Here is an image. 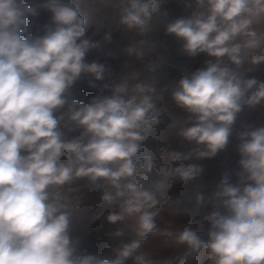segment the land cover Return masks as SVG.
I'll list each match as a JSON object with an SVG mask.
<instances>
[{
  "label": "clouds",
  "instance_id": "9594fccd",
  "mask_svg": "<svg viewBox=\"0 0 264 264\" xmlns=\"http://www.w3.org/2000/svg\"><path fill=\"white\" fill-rule=\"evenodd\" d=\"M81 4L0 0V264H125L129 258L143 264L136 253L157 229L152 209L166 198L169 177L161 174L150 182L156 162L150 155L138 157L148 131L160 123L154 114L155 85L136 83L130 89L122 78L111 95L88 104L70 98L82 74L100 81L106 71L103 64L85 60L100 41L85 37L88 19ZM160 5L161 0H125L119 23L146 32ZM193 5L198 10L168 23L166 32L184 41L189 56L204 53L214 59L172 90L176 107L191 122L178 136L197 147L189 153L163 151L171 161L214 157L229 143L243 108L264 101V82L245 79L239 71L246 60L264 63V33L258 30L264 25V0H193ZM37 7L51 13V23L34 36L28 17L38 14ZM103 39L110 41V32ZM135 51L126 50L128 55ZM71 126L82 131L65 139L62 128ZM238 138L243 186L222 177L214 193L217 210L200 218L209 225L208 240L191 228L176 237L192 253L206 250L212 264H264V127L240 132ZM173 170L182 186L203 169L188 164ZM80 178L103 181L99 199L104 205L120 202L122 211L106 212L103 221L139 214L137 239L113 259L79 253L70 236L73 212L85 203L65 186ZM195 199L198 206L204 203L202 194Z\"/></svg>",
  "mask_w": 264,
  "mask_h": 264
},
{
  "label": "crops",
  "instance_id": "0c3cea01",
  "mask_svg": "<svg viewBox=\"0 0 264 264\" xmlns=\"http://www.w3.org/2000/svg\"><path fill=\"white\" fill-rule=\"evenodd\" d=\"M30 2L33 6L40 4V1L37 2V0H30ZM121 2L125 1L82 0V15L89 18L91 17L88 24L89 28L85 31V37L99 39L100 46L98 49L104 48V50L100 53L101 58H99V61L97 62L105 66L106 71L104 73V79L97 81L94 77L87 74H83L79 78L85 86H88L91 89L90 92H92L94 97L111 95L114 86L119 83L122 78L125 79L129 75L130 71L127 67H125V62L133 58V56H126L124 52L121 51V47L130 43L129 46H133V48L137 49L136 44L139 42L137 39H130V36L127 35L128 33L131 35L133 31L139 29L128 30L119 23L121 8L123 7V3L121 4ZM109 4L112 6L110 7ZM197 10L198 9H196L193 5V0H170L159 8L157 14L153 15L148 31L154 34V37L161 46L172 47L180 39L174 34H168L166 32L167 24L178 18L188 17L193 11ZM106 12L112 16L109 23L107 21L105 22V20H100L101 17L105 16ZM48 16H51V13L48 14ZM101 24H105L106 26L103 25L102 27ZM260 28L261 26L258 30L261 33H264V29L260 30ZM106 32H110V41L103 39ZM139 32L142 31L139 30ZM147 43L148 42L145 40L144 44L147 45ZM201 54L203 58L205 57L208 60L206 54ZM250 67H253V65L246 60L239 71L241 72L242 69ZM111 71H114L115 75L110 76L109 73ZM250 78L258 80L259 76L249 74L246 79ZM180 79L181 78H177L176 82L170 85L169 89L166 91L160 87V92L172 97V90L176 87ZM166 82L167 81H165L164 84ZM105 85H107V87H105ZM263 105L264 101L255 107L245 106L243 108V110L238 114L236 122L233 125V131L229 138V143L225 149L219 151L217 155L211 158L202 159H197L193 156L191 159L181 161H171L168 156L161 155L163 151H179L181 153H189L197 147L194 142H185L178 136L179 131L182 128L187 127L188 124L185 122L184 115L180 111L172 110L168 116L160 118V123L155 126L156 130L162 129V134H156L155 137L152 139L149 138V141H147L150 143L149 145L152 146L151 151L147 155H150L156 162L155 168L150 174L148 180L150 182L160 180L162 179L161 174L168 176L170 187L165 191L164 194L166 195L170 188L183 187L184 185L180 186L178 179L173 178L174 168L186 166L188 164L198 165L203 169L202 172L194 179L189 180L187 186L185 187L188 193L186 195H181V197H176L175 200L178 202V207L186 210L188 219L189 217H191V219H193V217L195 218L198 208L201 207L211 209L212 212L217 210L218 201L214 199V193L218 191V185L220 184L222 177L227 176L229 183L233 184L229 173L230 163L235 164L241 170L239 164L241 156L238 151V146L241 141L238 138V133L245 130L264 127V108L261 107ZM143 156L144 155L142 153H138V157ZM148 180L143 181L146 186H150V184H147ZM197 194H202L204 197V203L200 206L196 204L195 198ZM172 199H174V197ZM219 210L222 212L224 211L223 208H219ZM201 238L206 240L202 235ZM185 254L189 257L193 255L194 261H197L199 264H212L208 258L206 250H202L199 253L188 252L184 253V255Z\"/></svg>",
  "mask_w": 264,
  "mask_h": 264
},
{
  "label": "rangeland",
  "instance_id": "374dc122",
  "mask_svg": "<svg viewBox=\"0 0 264 264\" xmlns=\"http://www.w3.org/2000/svg\"><path fill=\"white\" fill-rule=\"evenodd\" d=\"M38 1H40V4L45 2V0L44 2L43 0H37V2ZM169 1L170 0L165 1L160 5V7ZM25 2L32 5L30 0H25ZM122 3L124 5V2H121V4ZM40 4L36 6H39ZM109 6L111 7L112 5L109 4ZM37 11L38 14L36 16L28 17L29 31L34 36L42 35L44 26L51 23V16H48V14H50L49 11L39 7H37ZM87 19L89 24L91 17H87ZM111 19V14L106 12L105 16L101 17L100 20H105V22L107 21L109 23ZM88 24L85 31L89 28ZM101 25L102 27L103 25L106 26L105 24ZM262 29H264L263 25L261 26L260 30ZM127 35L130 36V39H137V41H139L138 43L136 42L137 49L134 48L136 51L132 55H128L126 52L127 48L131 47L129 46L130 43L121 47V51L124 52L126 56H133V58L143 55L144 52L146 53L149 51L150 37L153 38L154 41L157 42L158 46L162 49H170L173 47L161 46L154 37V34L149 31L139 32V30H136L133 31L131 35L130 33ZM145 40L148 42L147 45L144 44ZM102 50H104V48L90 50L86 54V62H98L99 58H101L100 53ZM202 58L203 57L201 53L192 56L194 63L206 64L207 59L205 57L203 59ZM241 73H243L245 79L249 74H255L256 76H259L257 81L264 82V63L242 69ZM176 80L177 78H175L173 82L167 80V82L160 87L166 91L169 89L170 85L176 82ZM166 85L167 87L164 88ZM160 87L157 88L154 97L156 105L160 104V100L162 98L166 101L172 102V97L161 93ZM90 90L91 89L88 86H85L82 81L78 79L70 89V98L81 101L84 104H88L92 98H94ZM261 107L264 108V105ZM61 111H66V109ZM170 113L171 111H169L164 116L158 117L163 118L168 116ZM59 114L60 113H57V115ZM155 130L156 127L148 131L147 138L144 140L146 150H139V152L143 155L149 154L152 148V146L149 145L150 143L147 142L149 141L148 139H152L156 136V134H162V129ZM62 131L64 132L65 139H72L80 135L82 129L71 126V130H69V128H62ZM229 173L231 175V180L235 185V179L232 175V172L230 171V165ZM188 182L189 181L184 183L183 187L170 188L167 191L166 198L162 200L158 207L152 209V211L157 213V229L144 238L142 248L138 253H136V255L141 256L143 264H199L197 261H194L193 255L190 257L187 256V254L184 255V253H192V251L186 245L178 243L176 237L185 228H191L200 232V235H202L198 224H201L203 227L204 224L200 218L205 213L208 212L210 214L212 211L211 209L201 207L198 208L195 218L193 217V219H191V217H189L188 219L186 210L178 207V202H176L175 199L178 196L181 197V195H186L188 193L187 189H185ZM105 187H107V185H105ZM65 188L69 195L74 198H78L80 202L85 203L82 208L73 212L72 222L70 225V236L76 241L77 251L79 253L113 259L115 258L117 250H119L123 245L130 244L137 239L135 231L138 228L139 214L126 215L124 221L117 223L105 222L103 221V218H101L106 212L122 211L120 202H117V204L111 206H106L100 202L99 196L105 190L102 180H98L95 184H93L88 178H80L74 181L71 185H66ZM109 190L114 192V189L109 188ZM173 197L174 199H172ZM125 264H134V258L127 259Z\"/></svg>",
  "mask_w": 264,
  "mask_h": 264
},
{
  "label": "built area",
  "instance_id": "2783aa9c",
  "mask_svg": "<svg viewBox=\"0 0 264 264\" xmlns=\"http://www.w3.org/2000/svg\"><path fill=\"white\" fill-rule=\"evenodd\" d=\"M125 1V0H124ZM167 0H161V4ZM184 41L180 39L172 48L162 49L158 46L157 42L150 37L149 51L143 55L129 59L125 62V67L129 69V75L125 78L131 89L136 83H154L155 88H159L165 81H174L175 78H182L190 76L198 69L206 67V64H196L193 62L192 56H189L183 51ZM110 76L115 75L114 71L109 73ZM167 85L164 87L166 88ZM131 94V93H130ZM180 111L184 115L185 122L189 116L188 113L183 112L177 108L174 101L160 100V104L156 105L155 115L164 116L169 111ZM191 126V122H187ZM146 147L144 141L141 144L140 151H145ZM230 171L235 179L236 184L241 183L242 177L240 176L241 170L235 164L230 163ZM205 213L204 215H208ZM202 215V216H204ZM204 227L200 224L201 234L207 232L209 225L203 222Z\"/></svg>",
  "mask_w": 264,
  "mask_h": 264
},
{
  "label": "water",
  "instance_id": "95a60500",
  "mask_svg": "<svg viewBox=\"0 0 264 264\" xmlns=\"http://www.w3.org/2000/svg\"><path fill=\"white\" fill-rule=\"evenodd\" d=\"M202 236H203L206 240H208V238H209V237H208V232L203 233Z\"/></svg>",
  "mask_w": 264,
  "mask_h": 264
}]
</instances>
